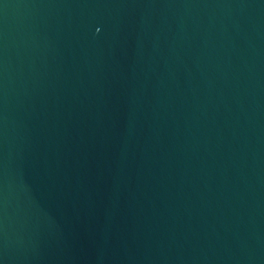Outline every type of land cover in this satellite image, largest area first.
Wrapping results in <instances>:
<instances>
[{
	"label": "water",
	"instance_id": "obj_1",
	"mask_svg": "<svg viewBox=\"0 0 264 264\" xmlns=\"http://www.w3.org/2000/svg\"><path fill=\"white\" fill-rule=\"evenodd\" d=\"M0 264H264V0H0Z\"/></svg>",
	"mask_w": 264,
	"mask_h": 264
}]
</instances>
